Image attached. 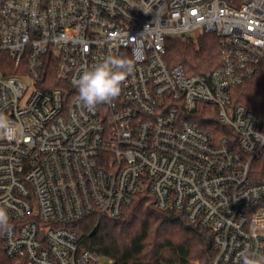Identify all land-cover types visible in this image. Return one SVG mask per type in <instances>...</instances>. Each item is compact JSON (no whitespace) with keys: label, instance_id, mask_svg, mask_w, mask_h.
<instances>
[{"label":"built area","instance_id":"built-area-1","mask_svg":"<svg viewBox=\"0 0 264 264\" xmlns=\"http://www.w3.org/2000/svg\"><path fill=\"white\" fill-rule=\"evenodd\" d=\"M196 32L219 39L221 65L207 76L165 57L167 37ZM108 56L133 71L118 97L89 110L74 81ZM263 68L264 0H0V207L10 218L0 243L10 264H102L65 224L118 218L144 190L211 230L213 264L264 255V120L232 100ZM202 104L228 131L188 117Z\"/></svg>","mask_w":264,"mask_h":264},{"label":"trees","instance_id":"trees-1","mask_svg":"<svg viewBox=\"0 0 264 264\" xmlns=\"http://www.w3.org/2000/svg\"><path fill=\"white\" fill-rule=\"evenodd\" d=\"M2 54L7 59V54ZM165 57L170 65H182L188 74L207 76L221 65L218 36L196 32L186 37H167ZM7 61L10 71L5 74L16 73L11 66L13 60ZM232 100L245 104L264 120V68L234 87ZM188 117L216 136L228 131L219 121L215 106L199 105ZM65 226L77 232L80 249L97 252L111 259L110 264H186L182 260L188 257L196 264H213L217 255L209 228L192 225L182 210L155 207L154 197L148 190L137 192L118 218L89 214ZM0 264H10L1 243Z\"/></svg>","mask_w":264,"mask_h":264},{"label":"clouds","instance_id":"clouds-1","mask_svg":"<svg viewBox=\"0 0 264 264\" xmlns=\"http://www.w3.org/2000/svg\"><path fill=\"white\" fill-rule=\"evenodd\" d=\"M133 65L125 59L108 56L102 62L84 70L74 85L78 89L79 100L89 110L101 103H108L119 96L121 86ZM9 122L0 115V130L7 131ZM10 218L5 208L0 207V229L9 227ZM242 264H264V255L245 250L240 253Z\"/></svg>","mask_w":264,"mask_h":264},{"label":"rangeland","instance_id":"rangeland-1","mask_svg":"<svg viewBox=\"0 0 264 264\" xmlns=\"http://www.w3.org/2000/svg\"><path fill=\"white\" fill-rule=\"evenodd\" d=\"M175 260H171V262H176ZM100 261L102 262V264H109L108 263V259L105 258V257H101L100 258ZM177 262H181V261H177ZM182 263H186V264H196V262L192 258H190V257H188V259H186V260H182Z\"/></svg>","mask_w":264,"mask_h":264}]
</instances>
